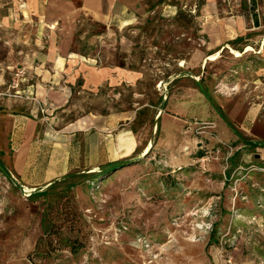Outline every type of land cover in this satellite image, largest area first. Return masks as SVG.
<instances>
[{
    "label": "rangeland",
    "instance_id": "1",
    "mask_svg": "<svg viewBox=\"0 0 264 264\" xmlns=\"http://www.w3.org/2000/svg\"><path fill=\"white\" fill-rule=\"evenodd\" d=\"M257 2L259 26L244 0L116 1L108 22L84 0H0V111L52 91L31 96L40 127L71 143L43 189L0 169V264H264Z\"/></svg>",
    "mask_w": 264,
    "mask_h": 264
},
{
    "label": "crops",
    "instance_id": "2",
    "mask_svg": "<svg viewBox=\"0 0 264 264\" xmlns=\"http://www.w3.org/2000/svg\"><path fill=\"white\" fill-rule=\"evenodd\" d=\"M116 1H118L117 7H122L125 10L135 9L140 2V0ZM116 1L84 0V9L96 20L108 22L110 21L109 15L116 12ZM117 71L118 78L114 77L115 82L132 73L131 70ZM101 73L104 72L101 71L99 74L101 75ZM190 77H193L192 74ZM181 83L180 85L183 87L177 88L170 98L179 96L184 90V86L187 84L186 80H181ZM25 91L28 93L27 99L29 100L28 102L25 100L24 103L30 105L27 107L28 111L19 109L18 112L0 111V163L10 173L22 176L21 178L26 182L25 186L38 187L36 189H39L68 171L71 163V143L70 138L54 141V136L40 127L42 126L41 119L36 115L39 114V102H34L31 96L35 100L40 99L44 102L47 99H54V93L44 88L35 90L33 85ZM17 122H20L21 126H18Z\"/></svg>",
    "mask_w": 264,
    "mask_h": 264
},
{
    "label": "trees",
    "instance_id": "3",
    "mask_svg": "<svg viewBox=\"0 0 264 264\" xmlns=\"http://www.w3.org/2000/svg\"><path fill=\"white\" fill-rule=\"evenodd\" d=\"M244 3H245L244 4L245 8L247 9V11H246V13H244V15H247V16L251 17L254 20V25L255 26H259L260 25V19L258 17V10H257L258 2H257V0H244ZM204 155H205V152L200 151V150L198 151V154H197L198 157H203ZM122 166H125V165H121V167ZM119 167H116V168L112 169L111 171L114 172L115 170L119 169ZM181 169H183V168H181ZM39 193L40 194H37L38 196H44L45 198L48 197V192L47 191H45V192L42 191V192H39ZM50 208H51V206L49 207V211H50ZM47 232L50 233L51 231H47ZM71 248H72V252L73 253H75L77 251V249L75 248V244H73V243L71 244Z\"/></svg>",
    "mask_w": 264,
    "mask_h": 264
},
{
    "label": "water",
    "instance_id": "4",
    "mask_svg": "<svg viewBox=\"0 0 264 264\" xmlns=\"http://www.w3.org/2000/svg\"><path fill=\"white\" fill-rule=\"evenodd\" d=\"M185 73H186V72H185ZM180 74H182V73H180ZM180 74H174L172 77L175 78V77H177V76L180 75ZM172 77H171V78H172ZM195 79L198 81V84H199L200 88L203 90V92L205 93V95L207 96V98L209 99V101L211 102V100H210V98L208 97V94L206 93L205 88H204V86L202 85V83H201L197 78H195ZM166 100H167V98H165L164 105H163L161 111L159 112L158 116L156 117V120H155L154 126H157V122H158L159 118L161 117V115H162L163 112L165 111V103H166ZM211 103H212V102H211ZM153 141H154V139H152V142H153ZM148 152H149V151H147L143 156H145ZM119 165H121V164L117 163V164H113V165L105 166V167H103L102 169L114 168V167H118ZM0 169L2 170V172H3L6 176H8V172L5 170V168L2 166L1 163H0ZM66 177H67V176H66ZM66 177H62L61 179H64V178H66ZM55 181H57V179H56ZM55 181H54V182H55ZM51 183H53V182L48 183L46 186L50 185ZM46 186H45V187H46ZM43 187H44V186H43ZM43 187H41V188H39V189H43Z\"/></svg>",
    "mask_w": 264,
    "mask_h": 264
},
{
    "label": "bare ground",
    "instance_id": "5",
    "mask_svg": "<svg viewBox=\"0 0 264 264\" xmlns=\"http://www.w3.org/2000/svg\"><path fill=\"white\" fill-rule=\"evenodd\" d=\"M59 1V0H58ZM52 2V1H51ZM56 3V2H55ZM54 3V4H55ZM59 3V2H58ZM63 4V3H62ZM56 5H58V4H56ZM50 6H53V5H50ZM63 7V6H62ZM52 8V7H51ZM55 8V7H54ZM53 8V9H54ZM57 8V7H56ZM53 9H51V10H53ZM59 9V8H58ZM58 9H57V11H58ZM51 12H53L54 13V11H51ZM51 12H49V13H51ZM62 12V11H61ZM54 14H58V12L57 13H54ZM62 14H64V12H62ZM104 17V16H103ZM235 53H236V55L239 57V56H241L242 55V53H240V52H238V51H235ZM220 55H219V52L218 53H216V54H214V55H211V56H209L208 58H209V60H211V61H214V60H217L218 59V57H219ZM59 63L61 64L62 63V61L60 60L59 61ZM128 141V140H127ZM126 142V141H125ZM128 143V142H127ZM131 144V143H130ZM132 145V144H131ZM131 145H129V146H131ZM132 147V146H131ZM131 147H129V148H131ZM150 148H152L151 147V144L150 145H148L147 147H146V149H145V152L146 151H149L150 150ZM127 151V150H126Z\"/></svg>",
    "mask_w": 264,
    "mask_h": 264
}]
</instances>
